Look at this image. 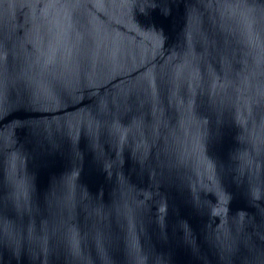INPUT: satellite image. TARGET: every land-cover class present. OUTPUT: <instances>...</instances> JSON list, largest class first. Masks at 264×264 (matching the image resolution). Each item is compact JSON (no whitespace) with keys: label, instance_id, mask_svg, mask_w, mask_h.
Here are the masks:
<instances>
[{"label":"water","instance_id":"obj_1","mask_svg":"<svg viewBox=\"0 0 264 264\" xmlns=\"http://www.w3.org/2000/svg\"><path fill=\"white\" fill-rule=\"evenodd\" d=\"M0 264H264V0H0Z\"/></svg>","mask_w":264,"mask_h":264}]
</instances>
